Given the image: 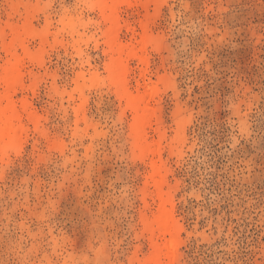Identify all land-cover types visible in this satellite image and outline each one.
I'll list each match as a JSON object with an SVG mask.
<instances>
[{
    "label": "rangeland",
    "instance_id": "1",
    "mask_svg": "<svg viewBox=\"0 0 264 264\" xmlns=\"http://www.w3.org/2000/svg\"><path fill=\"white\" fill-rule=\"evenodd\" d=\"M0 113V264H264V0H0Z\"/></svg>",
    "mask_w": 264,
    "mask_h": 264
},
{
    "label": "bare ground",
    "instance_id": "2",
    "mask_svg": "<svg viewBox=\"0 0 264 264\" xmlns=\"http://www.w3.org/2000/svg\"><path fill=\"white\" fill-rule=\"evenodd\" d=\"M6 117L3 113H0V119L4 120ZM14 131L13 126L9 123V124H4L3 126H0V148L1 149H5L8 145H9V140L8 142H3L4 138H9V136L12 134V132ZM159 221L156 224V228L158 230H160L162 233H168L170 235V238L168 240V249H167V258L168 261L165 264H171V259L173 258V249H174V244H175V231H174V227L172 226L171 222H168V220L166 219V217L168 216V211H162L161 213H159ZM156 261L157 264H163V262L161 263L158 256H156ZM154 262V261H152ZM154 262V263H155ZM173 262V259H172Z\"/></svg>",
    "mask_w": 264,
    "mask_h": 264
}]
</instances>
